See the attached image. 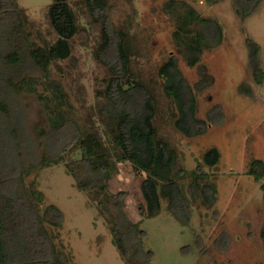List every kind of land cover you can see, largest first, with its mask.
Returning a JSON list of instances; mask_svg holds the SVG:
<instances>
[{
	"label": "rangeland",
	"instance_id": "1",
	"mask_svg": "<svg viewBox=\"0 0 264 264\" xmlns=\"http://www.w3.org/2000/svg\"><path fill=\"white\" fill-rule=\"evenodd\" d=\"M14 1L25 17L31 41L49 47L57 40L49 17L54 0ZM68 1L79 25L70 40L72 54L52 61L48 79L39 72L26 77L16 111L22 115L24 131L35 140L36 157L47 159L26 179L36 180L44 206L54 204L63 215L60 228L48 227L58 247L77 264H129L112 229L121 218L113 201L121 198L126 220L139 223L136 231L144 249L141 260L147 258L149 264H264L262 181L249 173L254 159L264 160V82L255 81L246 44L247 37L260 44L264 68V0H186L203 16L217 19L225 35L223 42L206 50L193 67L174 41L176 23L164 9L166 0H106L107 10L97 20L85 0ZM236 8L251 11L244 22ZM105 20L111 35L106 52L100 49ZM120 34L130 57L131 73L157 101L155 124L175 153L176 168L189 171L199 166L205 180L216 186V202L206 205L202 196L198 200L191 197V179L181 180L191 208L189 223L175 216L165 199L157 215L147 216L141 191L147 173H138L130 161L118 159L111 131L116 120L107 116L103 107ZM171 55L178 57L197 97L198 117L206 118L221 108L222 117L215 115L219 123H211L204 134L187 136L174 124L177 109L165 95L159 75V68ZM50 81L60 83L74 124L65 121ZM243 82L252 87L254 96L241 91ZM0 119L6 120L2 111ZM71 125L80 132L96 133L110 160L115 161L107 174L106 189L94 186L83 190L66 169V163L79 157V130ZM212 147L220 150L221 158L210 167L203 155Z\"/></svg>",
	"mask_w": 264,
	"mask_h": 264
},
{
	"label": "trees",
	"instance_id": "2",
	"mask_svg": "<svg viewBox=\"0 0 264 264\" xmlns=\"http://www.w3.org/2000/svg\"><path fill=\"white\" fill-rule=\"evenodd\" d=\"M85 4L95 20L107 10L106 0H85ZM163 6L173 15L176 23L173 38L189 66H196L206 50L223 42L222 24L215 18L203 16L188 1L166 0ZM236 12L244 22L251 11L236 8ZM49 17L58 38L49 47L38 46L30 39L24 25L25 17L17 3L0 0V111L6 116V120L0 119V264H77L58 247L55 234L48 228L63 225L60 209L51 203L44 206V196L37 188L36 180L26 179L47 159L36 157L35 140L26 134L20 119L22 115L16 113L26 77L39 72L48 79L52 61L66 59L72 54L70 40L78 33L79 25L69 1L54 0L49 8ZM110 44L111 35L105 20L101 51L106 52ZM246 44L249 66L256 83L262 84L261 46L251 37L246 38ZM116 51L117 59L111 65L113 75L105 88L107 102L103 111L116 120L111 131L112 140L118 147V159L130 161L138 173H147L141 182L147 216L157 215L162 209L161 201L165 199L172 213L183 223H189L191 208L181 180L190 178L191 197L198 200L202 196L206 205L216 202V186L205 180V173L199 166L189 171L176 168L175 153L167 140L160 136L155 124L157 101L146 85L131 73L130 57L121 34ZM159 75L165 95L176 106L174 124L179 131L187 136H197L206 133L211 123H219L220 118L215 115L222 117L220 106L206 118L198 117L197 97L187 83L176 55H171L159 68ZM50 84L57 104L66 115L65 121L74 124L72 112L65 106L60 83L50 81ZM241 91L255 95L246 82L241 85ZM71 127L79 130L77 126ZM77 140L79 157L66 163V169L81 189L88 191L94 186L106 189L107 174L115 161L110 160L96 133L79 130ZM56 142L55 146L58 145ZM203 158L207 165L213 167L219 162L221 152L212 147ZM249 173L262 181L264 194V160L254 159ZM113 207L121 217L112 225L114 239L127 262L149 264L147 258L141 260L144 249L136 231L139 223L126 220L121 198L114 199ZM106 208L112 209L109 205ZM261 238L264 242V223Z\"/></svg>",
	"mask_w": 264,
	"mask_h": 264
}]
</instances>
